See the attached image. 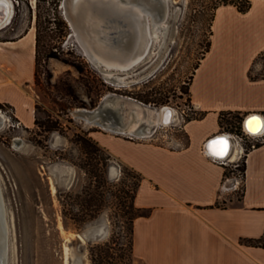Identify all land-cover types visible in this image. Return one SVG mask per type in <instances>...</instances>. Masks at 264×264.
<instances>
[{
	"label": "rangeland",
	"instance_id": "1",
	"mask_svg": "<svg viewBox=\"0 0 264 264\" xmlns=\"http://www.w3.org/2000/svg\"><path fill=\"white\" fill-rule=\"evenodd\" d=\"M11 1L12 17L0 29V55L3 42L32 35L27 40L33 45L34 67L31 78L20 83L25 101L33 105L32 110L22 111L23 116L32 121L22 124L15 108L0 101V113L5 117L0 127V192L8 234L7 264H91L92 245L111 239L126 241L130 224L127 210L136 182L132 167L144 177L139 202L151 207L165 204V198L149 188L154 178L162 181L158 170L162 158L150 145H188L184 126L202 117L190 106L187 91L210 44L215 1L169 0V17L160 22L165 28L156 32L159 37L153 39L146 56L129 71L117 73L105 71L89 59L62 14V0ZM252 16L222 12L215 26L217 40L227 33L247 45L258 23ZM63 20L66 27L61 25ZM257 31L263 34V28ZM37 34L40 42L36 53ZM125 77L126 83L119 84ZM2 93L21 103L15 91L3 88ZM130 102L157 109L169 106L174 109V118L157 126L150 136L134 138L74 115L77 109L94 110L102 105L101 124L113 121L119 126L131 112ZM234 116L226 114L225 118L236 121ZM144 120L139 130L144 129ZM212 125L208 119L192 123L189 129L196 138ZM219 129L221 133L236 130L224 121ZM77 136L97 142L101 152L87 156ZM244 147L235 165H224L222 192L238 198L248 141ZM92 168L97 178L89 173ZM91 196L97 198L94 206H89ZM166 217L156 215L155 224L165 227ZM167 251L161 248L151 262L167 264ZM133 264H145L138 251Z\"/></svg>",
	"mask_w": 264,
	"mask_h": 264
},
{
	"label": "crops",
	"instance_id": "2",
	"mask_svg": "<svg viewBox=\"0 0 264 264\" xmlns=\"http://www.w3.org/2000/svg\"><path fill=\"white\" fill-rule=\"evenodd\" d=\"M222 12L232 16L253 13L258 23L247 45L227 33L217 40L215 26ZM258 28H263V34H258ZM28 35L3 42L0 55V101L10 103L16 117L26 125L32 120L25 119L22 111L32 110L33 105L25 101L20 83L31 78L34 67ZM3 88L15 91L21 103L4 95ZM188 96L190 106L202 117L184 126L188 145H150L162 158L158 167L162 181L154 178L149 188L160 193L165 204L151 207L140 203L138 189L136 205L152 212L134 221V252H140L145 264H154L151 260L163 247L168 250L167 264H264V241L258 246L246 243L264 235V142L245 155L240 198L222 192L226 167L213 161L204 148L207 140L221 132L218 121L222 112L264 115V0H253L246 13L231 5L216 9L209 49L194 70ZM208 119L213 125L194 138L190 125ZM232 189H236L235 184ZM158 214L167 216L165 227L155 224Z\"/></svg>",
	"mask_w": 264,
	"mask_h": 264
},
{
	"label": "water",
	"instance_id": "3",
	"mask_svg": "<svg viewBox=\"0 0 264 264\" xmlns=\"http://www.w3.org/2000/svg\"><path fill=\"white\" fill-rule=\"evenodd\" d=\"M118 2L131 5L122 6L120 8L116 5ZM75 4L77 7H74ZM134 5L136 8H134ZM60 8L74 36L78 39L81 35L104 36L112 41V46L121 47L126 54L132 51L134 41L137 38H142L146 35V29L152 34L165 28L164 25H160V22L165 23L170 14L169 0H62ZM1 10L0 7V29L5 27L8 23ZM157 36L159 37V33ZM142 60L143 59L139 62ZM135 65L136 64L126 68L122 72L129 71ZM99 67L103 68L105 71H109V69L105 68L103 65ZM132 103L133 102H130L129 104ZM137 105L141 106L142 104ZM142 106L145 107V105ZM102 108L103 106L100 105L99 108L91 110V112L85 110L83 114L89 115L93 120L96 119V121L101 124V118L103 116ZM149 110L155 111L157 108L150 107ZM144 111L147 113L148 109L145 107ZM257 114L259 113H251L244 118L242 125L246 131L245 122L247 117H256ZM111 124H114L113 121H111ZM159 125H163V123ZM156 127V124L153 125L151 128L152 131L155 130ZM220 142L221 139L217 137L207 142V149L210 150L213 155L215 154V156L219 157L220 155H218L217 149L220 147ZM0 223L3 229L2 243L0 244V264H7L8 234L1 192Z\"/></svg>",
	"mask_w": 264,
	"mask_h": 264
},
{
	"label": "bare ground",
	"instance_id": "4",
	"mask_svg": "<svg viewBox=\"0 0 264 264\" xmlns=\"http://www.w3.org/2000/svg\"><path fill=\"white\" fill-rule=\"evenodd\" d=\"M116 5H118L121 8L122 6H129L131 4L127 5V3L123 4L118 2L116 3ZM0 7L2 9L1 12L4 13V17L6 18V21L9 22L12 17L13 2L11 0H0ZM74 7H77V5L75 4ZM134 8H136L135 5ZM29 37L33 38L32 35H30ZM153 39L155 40L158 39L157 33L154 32L153 34H150L148 29H146V35L142 38H137L134 41L133 49L128 54H126L121 47L112 46L111 44L112 41L104 36L100 37L96 35H81L78 40L81 46L83 47L84 51L86 52V55L94 64H97L98 66L103 65L105 68L109 69V72L114 71L117 73L124 71L126 68L134 64H137L141 59H143V57L147 54ZM126 77L123 79H119L118 83L121 84L126 83V79H127ZM131 106H132L130 107L131 112L128 114L129 116L123 125L114 126L110 122L103 123L100 125L108 129L110 128L112 130L111 132L118 133L121 135H127L129 137H134V138H146L151 135L152 133L151 128L153 125L156 124L158 126L160 123H163V125H167L166 123L169 122L171 123L174 118V109L169 106H163L155 111H150L149 110L150 106L145 105V107L148 109L147 113H145L144 111L145 107H143L142 105L139 106L136 103H132ZM85 110L91 112V110H87V109H77L74 111V115L78 118L86 120L87 122H94L96 124H99L96 121V119L93 120L89 115L83 114ZM257 116L256 118H258L261 125L258 130L259 132L249 131V125L247 124V122L252 117L249 118L247 117L245 122V127L247 131L252 134L255 133L260 134L264 132V117L260 114H257ZM143 119H145L144 121L146 125L144 129L139 130L140 125H142L141 121H143ZM4 122H5V117L3 114L0 113V127L3 126ZM250 126L255 128L256 124L253 123ZM220 135L221 134H219L217 138L221 139V141L226 142V144L221 142L219 143L220 147L219 149H217L218 155L224 158L229 157L230 160L234 161L236 159V152L232 150V143L231 140L229 139V136L227 134L221 136ZM206 142L204 147L206 148V153H211V151L207 149ZM2 232L3 229L0 223V244L2 243L1 241L3 238ZM65 252L67 254L68 252L67 247H65ZM64 264H67V262H65Z\"/></svg>",
	"mask_w": 264,
	"mask_h": 264
},
{
	"label": "trees",
	"instance_id": "5",
	"mask_svg": "<svg viewBox=\"0 0 264 264\" xmlns=\"http://www.w3.org/2000/svg\"><path fill=\"white\" fill-rule=\"evenodd\" d=\"M214 10H216L220 6H227L231 5L236 8V10L240 13H246L252 5L253 0H214ZM61 25L66 27L67 24L63 20L61 22ZM39 35H36V53L38 52L39 48ZM209 49V46H208ZM206 50V52L208 51ZM189 94V91H187ZM235 113L236 116L234 118L236 121L229 120L228 118H225L226 114H232ZM240 115L237 112H222L219 116L218 123L222 124L224 121L227 125H231L232 127H235L236 130H231V132L235 133H241L242 131V121L244 120V115ZM238 125V126H237ZM77 141L80 144L82 150L87 156H91L93 154H96V152H101V148L98 146L97 142H94L90 138L80 137L77 136ZM261 144V143H260ZM260 144H257L256 146H259ZM249 151V150H248ZM247 151V153H248ZM94 160L98 158H93ZM106 160H109V157L106 156ZM94 167V164H90ZM90 174H93L94 177L97 178V173L93 168L89 171ZM131 173L133 177L136 178V182L133 183V195H131V198H133V201L131 202L129 206V210H127L128 219L130 220V224L127 228V234L125 235L126 241L123 242H117L114 239H111L108 242H105L103 244H94L89 249V255H90V261L91 264H133L134 260V221L137 218L140 217H149L152 209L151 208H145V207H137L135 206V198L138 192V189L141 185V182L143 180L142 175L137 172L134 168H131ZM245 173V165L243 164L242 168V175ZM128 174V173H127ZM130 195V194H129ZM92 198H89V206H94V203L96 205L97 198L91 196ZM264 241V235L261 239L258 240H248L246 243L249 245H262Z\"/></svg>",
	"mask_w": 264,
	"mask_h": 264
},
{
	"label": "built area",
	"instance_id": "6",
	"mask_svg": "<svg viewBox=\"0 0 264 264\" xmlns=\"http://www.w3.org/2000/svg\"><path fill=\"white\" fill-rule=\"evenodd\" d=\"M225 132H222V133L220 132V133L214 135L208 141H210L212 138L218 137L219 134H221V135L227 134L229 136V139L231 140V143H232V150H234V152L238 153L237 154L238 156L241 155L242 153H244V151H245L244 144H245L246 141L249 142L250 149H252V148H254L256 146V142H259V141L261 143L264 142V132H262L260 134L259 133L252 134V133L246 131L244 129L243 125H242V131H241V133H235V132H231V131H229V133H225ZM250 149L246 148V150H250ZM207 154L210 156V158L213 161L219 162V163L224 164V165H226L228 163V160H230L229 157L222 158V157H218V156H215L213 154H210V153H207ZM246 154L247 153H245V155Z\"/></svg>",
	"mask_w": 264,
	"mask_h": 264
},
{
	"label": "snow or ice",
	"instance_id": "7",
	"mask_svg": "<svg viewBox=\"0 0 264 264\" xmlns=\"http://www.w3.org/2000/svg\"><path fill=\"white\" fill-rule=\"evenodd\" d=\"M253 123H255L256 124V127L255 128H253V127H251L250 125H252ZM247 124L249 125V131H258L259 130V128H260V122H259V120H258V118H256V117H252V118H250V120L247 122ZM221 143H224V144H226V142H224V141H221ZM220 154H223V153H220Z\"/></svg>",
	"mask_w": 264,
	"mask_h": 264
}]
</instances>
